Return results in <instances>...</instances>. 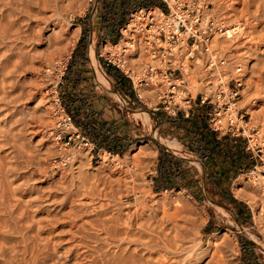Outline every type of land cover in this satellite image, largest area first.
Instances as JSON below:
<instances>
[{"label":"rangeland","instance_id":"374dc122","mask_svg":"<svg viewBox=\"0 0 264 264\" xmlns=\"http://www.w3.org/2000/svg\"><path fill=\"white\" fill-rule=\"evenodd\" d=\"M68 1L0 0V264H264V0H203L211 21L240 25L241 31L231 38L215 32L217 64L209 69L205 54L196 56L198 63L188 60L183 86L189 84V96L197 100L215 70L237 78L242 68L237 111L245 131L230 136L244 142L248 155L237 166L241 171L225 179L217 172L212 180L205 168L198 173L190 165L201 184L196 194L152 189L158 145L183 149L154 133L153 121L141 114L150 107L130 114L139 122L140 142L120 155L99 151L70 114L62 85L83 20H93V31L99 30L87 46L90 97L117 104L118 89L95 51L104 59L125 37L121 27L116 43L99 38L100 16L122 19L132 5L111 11L107 0ZM63 110L80 137L59 124ZM238 180L246 190L240 196Z\"/></svg>","mask_w":264,"mask_h":264},{"label":"crops","instance_id":"0c3cea01","mask_svg":"<svg viewBox=\"0 0 264 264\" xmlns=\"http://www.w3.org/2000/svg\"><path fill=\"white\" fill-rule=\"evenodd\" d=\"M107 1H109L111 11L124 10L126 3L132 5L127 8V11L130 8L129 11L147 7L165 8L162 0ZM129 11L128 15L124 16L125 22L128 20ZM100 18L99 38H110L112 42L116 43L120 39L119 28L125 22L120 23L121 19L102 14ZM93 27V20H83L81 26V30L84 29L83 34L69 57V67L65 68L67 72L62 85L63 95L70 114L78 122L84 134L96 142L98 150L120 155L140 142L137 134L140 131L137 128L139 122L135 123V119L131 118L130 114L135 115L136 110L141 111L146 108L137 99L131 82L119 70L108 65L96 51V61L104 75L117 87L119 93L116 94L118 96L117 104H114L113 101L111 103L109 99L93 101L90 97L93 88L90 87L92 80L88 62L89 60L91 63L93 62L87 46L94 42L93 38L99 31H93ZM92 56H94L93 51ZM77 92L79 95L76 94ZM211 110L210 105H201L195 102L189 117L182 112L177 116H169L162 111L141 113L153 121L156 135L173 139L176 141V145L183 149L176 152L165 144L158 145L156 170L151 178L152 189L156 193L176 189L190 190L195 193L194 187L197 189V186H201V184L194 168H190V165H193L198 173L202 167L205 168L206 176L210 173L212 180L217 176V172H219L220 178L225 179L229 178L234 171H241L237 166L239 165L241 168L242 157L248 155L243 151L244 142L236 137L219 135L213 131L209 124ZM143 131H146L145 128ZM148 133L147 138L154 139L151 127ZM142 138L143 141L146 140V134H143ZM215 140L219 141V146H216ZM235 154L239 156V159L232 156Z\"/></svg>","mask_w":264,"mask_h":264},{"label":"built area","instance_id":"2783aa9c","mask_svg":"<svg viewBox=\"0 0 264 264\" xmlns=\"http://www.w3.org/2000/svg\"><path fill=\"white\" fill-rule=\"evenodd\" d=\"M162 2L168 10L159 7L134 10L121 28L124 40L111 45L102 56L131 82L137 99L153 112L162 111L169 116L182 112L189 117L195 102L210 105L211 129L219 135L239 137L245 131L241 124L244 116L238 117L237 111L243 89L242 68H237V78L215 70L213 78L205 82V94L197 100L189 96L190 85L183 86L185 75L190 73L186 69L188 60L198 63L200 59L196 56L205 54L209 69L217 64V55L212 52L213 34L229 37V27L211 21L206 13L210 4L203 0ZM220 63L225 64L224 60ZM62 113L63 122L59 124L75 129L74 133L80 137L72 116L64 110ZM82 140L91 145L85 137Z\"/></svg>","mask_w":264,"mask_h":264},{"label":"bare ground","instance_id":"6f19581e","mask_svg":"<svg viewBox=\"0 0 264 264\" xmlns=\"http://www.w3.org/2000/svg\"><path fill=\"white\" fill-rule=\"evenodd\" d=\"M53 1H54V0H53ZM64 1H65V0H64ZM67 1H68V0H67ZM63 3H65V2H63ZM68 3H69V1H68ZM48 8H49V7H48ZM52 9H53V8H52ZM28 10H29V9H28ZM43 11H44V10H43ZM50 15H53V14H50ZM39 16H40V15H39ZM48 17L50 18V16H48ZM40 18H41V17H40ZM47 21H48V20H47ZM41 23H42V22H41ZM228 27H229V30H228V32H227V35H229V37H227V38H231V37H233V35L237 34V32H240V31H241V26H240V25H237V26H236V25H234V26H231V25H230V26H228ZM78 31H79V29H78ZM123 36H124V35H123ZM123 40H124V39H123ZM252 41H253V40H252ZM254 41H255V40H254ZM256 42H257V40H256ZM256 42H255V43H256ZM249 43H250V42H249ZM248 45H249V44H248ZM213 51H214V50H213ZM240 52H241V51H240ZM245 53H246V52H245ZM239 67H240V66H239ZM95 69H96V68H95ZM96 71H97V70H96ZM98 71L101 72L99 69H98ZM98 71H97V74H98ZM97 74H96V75H97ZM99 74H100V73H99ZM97 76H98V75H97ZM102 76H103V75H102ZM104 76H105V75H104ZM100 77H101V74H100L99 78H100ZM102 78H103V77H102ZM104 79H105V78H104ZM100 80H101V79H100ZM101 81H102V80H101ZM105 82H107V81H105ZM193 88H194V87H193ZM57 100H58V99H57ZM35 133H36V132H35ZM35 133H34V134H35ZM133 158H134V160L137 159V158H138V155H137V156H136V155L133 156ZM241 186H242V187H241ZM234 190H235L237 196H240V195H242L243 193H245L246 190H245V188H243L242 180H238V181L235 183V189H234ZM247 190H248V188H247ZM251 191H252V190H251ZM263 196H264V195H263ZM157 201H158V200H157ZM262 205H263V204H262ZM262 209H263V208H262ZM221 210H222V209H221ZM144 211H145V210H144ZM222 211H223V210H222ZM175 215H178V213L176 212L174 215H172V217L175 216ZM156 221H157V220H156ZM131 222H132V220H130V222H129V227H130V225H131ZM147 224H148V223H147ZM127 225H128V224H127ZM131 227H132V226H131ZM131 227H130V228H131ZM146 228H148V227H146ZM103 230H104V229H103ZM108 232H109V231H108ZM151 232H152V231H151ZM180 233H181V232H180ZM176 235H178V234H176ZM179 236H180V234H179ZM109 239H110V238H109ZM117 239H119V238H117ZM149 239H150V237H149ZM178 239H179V238H178ZM182 239H183V238H182ZM120 240H121V239H120ZM145 240H146V239H145ZM173 240H174V239H173ZM214 240H215V239H214ZM130 241L133 242L134 240L132 239V240H130ZM138 241H141V240H138ZM138 241H137V242H138ZM181 241H182V240H181ZM121 243H122V242H121ZM124 243H125V242H124ZM130 243H131V242H130ZM141 243H143V242H141ZM161 243H162V242H161ZM214 243H215V242H214ZM144 244H146V243H144ZM112 245H113V244H112ZM119 245H121V244H119ZM153 245H154V244H153ZM174 245L176 246V244H174ZM128 246H129V245H127V248H128ZM138 246H140V248H141V246H144V245H139V244H138ZM166 246H167V245H166ZM215 246H218V245H216V243H215V244H214V247H215ZM117 247H119V246L117 245ZM145 247H147V246H145ZM158 247H159V246H157V248H158ZM162 247H163V246H162ZM162 247L159 248V249H157L158 252H159L161 249H164V248H165V247H164V248H162ZM181 247H182V246H181ZM212 247H213V246H212ZM123 248H124V247H123ZM123 248H122V249H123ZM127 248H126V250H127ZM149 248H150V247H149ZM155 248H156V247H155ZM168 248H169V247H166V249H168ZM175 248H177V247H175ZM175 248H174V250H175ZM179 248H180V247H179ZM179 248H178V249H179ZM216 248H217V247H216ZM133 249H136V248H133ZM133 249H132V250H133ZM138 249H139V248H138ZM143 249H145V248H143ZM143 249H142V251H143ZM150 249H151V248H150ZM170 249H171V248H170ZM153 250H154V249H153ZM155 250H156V249H155ZM155 250H154V251H155ZM180 250H181V248L179 249V251L177 250V252H178L177 254L181 253ZM117 251H118V248H117ZM122 251H123V250H122ZM129 251H130V250H129ZM134 251H135V250H134ZM140 251H141V250H140ZM150 251H151V250H150ZM183 251H185V250H182V252H183ZM137 252H138V250H137ZM172 252H173V250H172ZM175 252H176V251H174L173 253H175ZM124 253H125V249H124V252H123L122 256L124 255ZM135 253H136V252H135ZM149 253H150V252H149ZM161 253H162V252H161ZM116 254H117V253H116ZM131 254H133V253H131ZM187 254H189L188 251H187ZM140 255H141V254H140ZM155 255H157V254L155 253ZM171 255H172V254H171ZM171 255H170V256H171ZM175 255H176V254H175ZM129 256H130V255H129ZM131 256H132V255H131ZM136 256H137V254H136ZM173 256H174V255H172V257H173ZM192 256H193V255H192ZM192 256H191V258H193ZM118 257H119V256H118ZM162 257H163V255H162ZM164 257H165V256H164ZM164 257H163V258H164ZM166 257H167V256H166ZM166 257H165V258H166ZM172 257H171V259H172ZM188 257H189V256H188ZM188 257H187V258H188ZM128 258H129V257H128ZM126 259H127V257H126ZM130 259H131V258H130ZM138 259H139V258H138ZM138 259H137V260H138ZM188 259H189V258H188ZM114 260H115V259H114ZM119 260L121 261V259H119ZM134 260H135V259H134ZM141 260H142V259H141ZM141 260H140V262H142ZM224 260H225V259H224ZM112 261H113V260H112ZM120 261H118V262H120ZM132 261H133V260H132ZM152 261H153V259H152ZM129 262H130V261H129ZM138 262H139V261H138ZM156 262H158V261H156ZM163 262H164V261H163ZM220 262H221V260H220ZM220 262H218V263H220ZM131 263H132V262H131ZM133 263H134V262H133ZM133 263H132V264H133ZM146 263H147V262H146ZM154 263H155V262H154ZM119 264H121V263H119ZM123 264H124V263H123ZM128 264H129V263H128ZM134 264H135V263H134ZM142 264H144V263H142ZM152 264H153V263H152ZM155 264H158V263H155ZM165 264H166V263H165ZM167 264H168V263H167ZM169 264H170V263H169Z\"/></svg>","mask_w":264,"mask_h":264},{"label":"trees","instance_id":"16d2710c","mask_svg":"<svg viewBox=\"0 0 264 264\" xmlns=\"http://www.w3.org/2000/svg\"><path fill=\"white\" fill-rule=\"evenodd\" d=\"M121 19V18H120ZM125 22V19H124V17H122V19L120 20V23H124ZM218 134V133H217ZM225 138V137H224ZM216 139V138H215ZM215 143H216V146H219L220 145V143H219V141L218 140H215Z\"/></svg>","mask_w":264,"mask_h":264}]
</instances>
